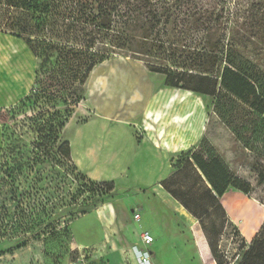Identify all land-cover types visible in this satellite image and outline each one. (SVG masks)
<instances>
[{
	"label": "rangeland",
	"instance_id": "1",
	"mask_svg": "<svg viewBox=\"0 0 264 264\" xmlns=\"http://www.w3.org/2000/svg\"><path fill=\"white\" fill-rule=\"evenodd\" d=\"M214 2H211V6L222 20L218 36L222 37L225 45L233 46L241 55L264 70V0H214ZM58 9L63 10V2L58 4ZM0 32L9 31L0 25ZM19 40L24 43L22 39ZM10 48L14 65H11V69L3 67L6 62L4 63L3 56L0 57V71L10 72L7 74L9 77L0 75L1 86L16 87L11 82L18 81L19 96L24 97L34 82L37 62L29 49L27 48L30 54L24 50L21 43H12ZM101 77H106L107 81L103 83ZM165 86V77L149 72L144 62L122 57L99 66L93 72L87 85L86 99L78 108L80 115L78 127L83 129V134L90 135L89 129L99 125L98 120L83 125L85 123L83 121L91 118V109H98L102 116H105L106 110H110L109 131L99 134L98 143L113 140L105 149L107 156L111 154L110 148H120L118 154L121 165L126 167L134 163L135 167L127 174L125 172L114 177L116 165L109 167L102 163L98 172L102 173L100 177L104 181L91 180L85 174L84 178L75 164L76 168L73 166L75 170L72 172L75 180L70 176L66 179L63 172L57 170L61 176L63 175V180L58 178L53 183L43 185V190L36 197L25 200L22 204L26 216L39 213L37 225L42 226L27 235L21 234L18 240L13 239L12 242L0 244V264H121L123 258H129L127 260L129 263L131 257L134 261L137 258L134 247L140 251L150 250L155 255L154 261L156 260L157 264H206L201 249L207 253L209 260L213 259L200 222L191 214L193 219L184 225L169 212L170 209L166 205H153L158 212L151 213L146 204L143 212L138 211L142 216L141 223L135 222L129 211L131 219L129 218V222L123 221L125 232L119 233L124 211L127 208L134 209L139 202L147 199L139 191L146 189L145 181L148 180L147 177L151 178L142 170L144 166L146 169L147 165L153 162L152 156L149 155L150 143L140 145L138 152L136 149L141 144L139 142L143 135L147 134L153 138L161 131L164 139L159 140V150L155 153L159 156L153 167L156 171L154 179H160L158 184L164 191L163 195L167 199L189 202L207 229L217 254L225 263L237 264L242 253L240 248L242 237L250 242L264 222V183H259V174H264V154L252 153L237 141L213 112L212 98ZM135 89L143 99L133 110L130 107L137 102L129 101L133 100L131 93ZM17 103L9 108L0 106V125L16 129L28 143H32L34 136L28 130L30 124L26 122L25 117L31 115L30 110L33 108L28 102ZM147 124L151 125L149 133L144 129ZM72 125L64 132L63 139L71 141L74 151L80 150L83 155L85 144L80 138L82 134L77 130L76 123ZM172 136L176 141H171ZM162 140L177 142L180 144V150L188 149L196 143L197 145L193 150L182 151L179 158H171L172 155L166 151L164 148L166 145L165 143L162 145ZM193 151L201 153L206 159L219 158L234 177L251 185L250 198L258 202L260 211L251 203H247L246 219L255 227L258 223L256 216L263 217L262 224L255 233L251 235V232H245L246 227L232 224L229 217L204 195V187L208 183L195 163L188 159ZM7 158L6 153H0V164ZM138 168L139 172L136 171ZM50 170L47 167L48 173ZM54 174L55 171L49 176L55 178ZM153 180L150 181L151 184L155 182ZM109 184L115 189L114 193L106 192L105 186ZM34 192L36 193V190ZM101 207H108L107 209L110 207L116 211V222L111 224L116 231L110 232L106 226L103 228L98 224L101 229L99 231L96 222L91 224L96 220L94 216L87 224L93 225V228L88 227L87 231H93L94 234H85L83 239H73L71 230L74 236L81 238L78 235L85 225L77 218L85 212H93ZM91 216L92 214H89V217ZM31 220L32 217L29 221ZM143 225L151 232L155 241L149 247L143 245L140 238L137 239L139 233L146 230L141 227ZM97 233L100 234L98 238ZM102 234H108L110 237L106 236L102 241L104 237ZM117 236H126V239L120 241ZM84 238L87 240L84 242L90 244L88 249L79 247L75 242L78 240L82 242ZM22 241H27L26 247L12 253L8 252ZM131 242L135 244L132 245L134 247L129 245ZM119 243L121 247L117 248L116 244ZM128 245L131 253L125 252L128 251L126 248Z\"/></svg>",
	"mask_w": 264,
	"mask_h": 264
},
{
	"label": "trees",
	"instance_id": "2",
	"mask_svg": "<svg viewBox=\"0 0 264 264\" xmlns=\"http://www.w3.org/2000/svg\"><path fill=\"white\" fill-rule=\"evenodd\" d=\"M211 2L0 0V25L9 31L4 33L22 39L37 62L34 83L17 103L28 102L33 108L25 117L33 142L2 125L0 153L8 158L0 164V244L42 226L37 225L39 213L26 216L25 200L63 175L75 180L65 128L85 101L93 72L119 57L144 62L149 72L164 76L170 88L212 98L213 112L237 141L252 153L264 154V70L224 44L218 36L222 20ZM188 159L209 185L204 195L227 217L221 204L225 193L232 189L250 196L251 185L234 177L219 158L206 159L193 151ZM53 171L55 178L49 176ZM259 183H264L263 173ZM105 187L107 193L114 191L112 184ZM177 201L201 224L213 257L209 260L201 249L205 263L229 264L217 254L191 204ZM241 242L237 264H264V222L250 242L244 237ZM27 244L22 241L8 252Z\"/></svg>",
	"mask_w": 264,
	"mask_h": 264
},
{
	"label": "crops",
	"instance_id": "3",
	"mask_svg": "<svg viewBox=\"0 0 264 264\" xmlns=\"http://www.w3.org/2000/svg\"><path fill=\"white\" fill-rule=\"evenodd\" d=\"M12 43H21L24 47V50H26L29 53L27 46L25 45V43H22L19 40V38L14 37L10 34L0 33V57L3 56L2 59L4 60V63L6 62L5 66H3V67L7 66L10 69H11V65H14L13 64L14 63V57H13V53H12L11 48H10V45ZM34 60L36 61L35 58H34ZM125 61H127V60H125ZM3 71H7V70L3 69ZM8 71H10V70H8ZM7 74H10V72L5 73V72L0 71V75H4V77H7L8 76ZM34 76H35V73H34ZM112 78H114V75H112ZM100 79L103 81V83H105L107 81L106 77H101ZM5 82H7V81H3V83H5ZM110 83H111V81H110ZM1 84H2V82H0V106L1 107L9 108L10 106H13V104L20 101L21 98H23V97L19 96L20 83L18 81H12L11 82V84L16 85V87L11 86L10 88H5L3 85L1 86ZM165 87L170 88L168 86H165ZM170 89H173V88H170ZM131 94H132L131 99H133V100L129 101V102L130 103L137 102L134 105H132L133 107H130V109L134 110L135 105L140 104L139 102L143 99V97L136 89L134 91H132ZM79 106H81V105H79ZM78 108H80V107H78ZM78 108H76L75 115L71 118V120L69 121V123L67 124V126L65 128V131H66V130H68L69 126L72 127L73 126L72 124L76 123L77 124V130L82 134V137L80 136V138L83 139L82 141L85 144L84 150H83V155H82L80 150H76V152H75L74 148H73V143L68 140V142L70 143V146H71L72 161L75 164V166L78 168V170L81 173L85 174L91 180H95V181H104V179L100 177L102 175V173L98 172L99 166L102 163H104V165H107L109 167H113V165H116L114 177H116L118 174H123L125 172L127 174V173L131 172V168L135 167V165H134V163H131L130 165H128L126 167L121 165V161L119 159V154H118L120 148H117V147L110 148L111 154H109V157L107 156V150H105V149H107V144L110 141L113 142V140H110V141L105 140L103 143H100V142L98 143L99 134L103 133L104 131H109L108 123H109L110 119H108V118L111 116V111L106 110L105 116H102V114L100 113V111L98 109H94V108L91 109V113H90L91 118L88 119L87 121L86 120L83 121V122H85L83 125L86 126V125H88L89 122H92L94 120H98L99 125L91 127L89 129L90 135H88V134L85 135V134H83V131H82L83 129L81 127H78L80 124L79 123L80 122V120H79L80 115L78 113ZM119 124L123 125L122 123H119ZM150 126L151 125L147 124V126L144 128L145 130H147L148 133H149L148 129H150L149 128ZM122 128L123 127H121V129ZM78 136H79V134H78ZM174 137H176L175 134H174ZM174 137L172 136L171 141H176L174 139ZM116 138H117V136H116ZM160 139H164L162 131L157 134V137H153V138L148 136L147 134H145V135H143L141 142H139L141 144L138 145L136 152H138L140 150V148H141L140 145L145 146L148 143H150L151 153L149 152V155H150V157L152 156V161H153L151 163V165H147L146 169H145V166L142 169L143 173H145L146 175H150V177H151V178L147 177L148 180L145 181V183H147L145 186L146 189H144V190L141 189L139 191L140 193H142L143 197H145L147 199H145L142 202H139L138 205L135 206L134 209L131 208L132 210L130 208L128 210V208H127L123 213V217L121 218L122 222L125 220H126V222H129L128 220H129L131 215H133V219H134V214L136 213V211L140 210L143 212L146 204L149 206V210L152 211L151 213H153V212L157 213L158 212L156 209H154L153 205H162V206L166 205V206H168V208L170 209L169 212H171V214H173L174 217H176L179 220V222H181L184 225H187L186 222L193 219L191 214L177 200L172 199V198L167 199L163 195L164 191H163L162 187L158 184V180H160V179H158V180L154 179V175H156V171H155V168L153 166H154V164H155V162L159 156L158 154H155V153H157L156 151L159 150V145H160L159 140ZM0 140H2V126L1 125H0ZM164 143L166 145V147H164V148L166 149V151L169 154L172 155L171 158H174V157L178 158V156L181 155L182 151L185 152V151L193 150V148L197 145V143H196L195 145L191 146L188 149L180 150V146H179L180 144H178L177 142H170V141L163 142V140H162V145ZM102 158H103V160L104 159H107V160H105V161L100 160ZM122 167H124V168H122ZM139 170L140 169L138 168L136 171L139 172ZM149 179H151V180H149ZM152 180L155 181L153 184L150 183V181H152ZM115 188H116V185H115ZM148 190H150V192H148ZM114 191H115V189H114ZM114 191H113V193H114ZM151 200H154L153 203H150ZM247 203H251L253 206H255L257 208V210L260 211V205L258 204V202L254 198H250V196H246L239 191L229 190L221 198V204H222L226 214L228 215L229 219L231 220V222L233 224H235L236 226H239L238 224H240L242 228L246 227L245 232L246 231H247V233L251 232V235H252L253 233H255L257 228H259V226L262 224L263 217H261V216L257 217L256 216L258 223L255 227L251 224L252 222L251 223L248 222L249 219H246V212H245L246 208H247V207L245 208V205ZM107 208L108 207H103V208L101 207V208H98L97 210H95L93 212H89L85 215L78 217L77 219H79V221L84 223L85 225L83 226V229L80 230V232H79L80 235H78L81 238H78L76 235L74 236V234L72 232L73 239H76V238L77 239H83V237H85V234H87V235H90V233L94 234L93 231L92 232L87 231L88 227L93 228V225L90 226V224H89L87 226V224L94 219V216H95L96 220L91 224H94L96 222L95 224L97 225V228L99 231H101L100 225L103 228H105V226H106L108 228V231H110V232L116 231L114 225H111V224L112 223L115 224V222H116L115 218L117 217V213L114 209H112L110 207H109V209H107ZM129 211H130L131 215L128 213ZM89 214H92V216L89 217ZM171 214H169V215L172 216ZM105 218H107L108 220H106ZM246 221H247V223H246ZM139 222L140 223L142 222V216L141 215H140V221ZM98 224H100V225L98 226ZM124 224L125 223L123 222L120 225L119 233H121V234H122V232H125V225ZM144 226L145 225H143L141 227L145 230L146 228ZM145 231H148L151 234V232L149 230L146 229ZM141 233H142V231L139 233L137 239L140 238ZM96 236L98 238V237H100V234L97 233ZM102 236H104L102 241L105 240L106 236L110 237V235H108V234H102ZM117 237H119L120 241L121 240L125 241L124 239H126V236H117ZM81 241L82 242H80L78 240V242L80 244L77 241H75V242L79 247H84V249H88L89 248L88 245H90V244L84 242L87 240L84 238V240H81ZM129 245H131V247H134L132 245H135V244L131 242ZM129 245L126 247V248H128V251H125V252L131 253L130 249H129ZM116 246H117V248L121 247L120 243L116 244ZM116 253H118V251H116ZM121 253H123V251H121ZM123 257H124V254H123ZM154 257H155V255L152 253V263L157 264L156 260L154 261ZM123 260L124 261H122L121 264H139V261L137 258L134 261L131 257V260L129 263L127 262V260H129V258L128 259L123 258ZM198 264H203V263H198Z\"/></svg>",
	"mask_w": 264,
	"mask_h": 264
},
{
	"label": "built area",
	"instance_id": "4",
	"mask_svg": "<svg viewBox=\"0 0 264 264\" xmlns=\"http://www.w3.org/2000/svg\"><path fill=\"white\" fill-rule=\"evenodd\" d=\"M134 220L136 222L140 221V214L138 213V211H136V213L134 214ZM140 239L143 245H145L146 247H149L154 243V238L148 231L142 232L140 235ZM134 252L137 256L139 264H153L152 253L150 252V250L140 251L137 247H134Z\"/></svg>",
	"mask_w": 264,
	"mask_h": 264
}]
</instances>
